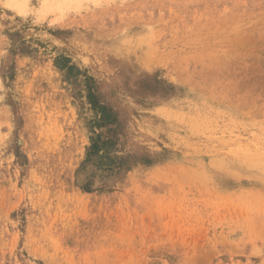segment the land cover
<instances>
[{"label": "rangeland", "instance_id": "374dc122", "mask_svg": "<svg viewBox=\"0 0 264 264\" xmlns=\"http://www.w3.org/2000/svg\"><path fill=\"white\" fill-rule=\"evenodd\" d=\"M0 264H264V0H0Z\"/></svg>", "mask_w": 264, "mask_h": 264}]
</instances>
